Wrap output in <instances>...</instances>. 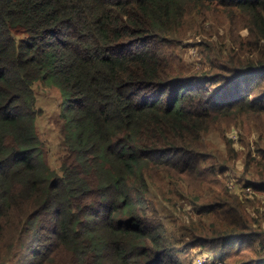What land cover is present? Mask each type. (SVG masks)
<instances>
[{
    "label": "trees",
    "instance_id": "trees-1",
    "mask_svg": "<svg viewBox=\"0 0 264 264\" xmlns=\"http://www.w3.org/2000/svg\"><path fill=\"white\" fill-rule=\"evenodd\" d=\"M207 13L264 43V0H0L1 261L16 250L18 264H181L147 199L153 174L205 200L214 241L249 228L218 216L231 195L204 137L221 120L256 133L245 173L264 190V51L226 60L210 90L160 51ZM35 82L62 98L56 166L36 132Z\"/></svg>",
    "mask_w": 264,
    "mask_h": 264
},
{
    "label": "rangeland",
    "instance_id": "rangeland-1",
    "mask_svg": "<svg viewBox=\"0 0 264 264\" xmlns=\"http://www.w3.org/2000/svg\"><path fill=\"white\" fill-rule=\"evenodd\" d=\"M209 15L207 13L201 22L195 17L187 18L181 31L172 40L160 45L162 55L172 62L178 73L181 70L184 80H194V85L206 90H210L212 85L217 86L214 82L222 68L229 66L226 60L241 62L264 58H260L264 51L262 41L249 37L246 29L238 30L236 22L225 21L221 18L222 14ZM234 39L237 42L235 45ZM211 45L213 51H209ZM247 51H252V54L245 55ZM209 79H212L211 82L207 81ZM33 91L36 108L41 111L36 120V132L50 165L56 166L62 98L57 89L40 82L34 83ZM214 124L205 133L204 140L210 151L215 153V162L220 161L226 168L223 174L217 173L215 177L227 186L231 195L224 200L225 208L231 212L220 211L218 216L228 222L246 224L249 228L236 238L221 243L214 241L209 233L216 228L215 217L209 216L205 200L196 199L193 193L189 194V190L176 196L168 193L170 185L166 184L167 180L157 184L159 176L153 174L154 170L151 173L155 182L150 185L147 199L164 225L167 245L181 264H259L258 261L264 259V190H253L251 179L245 173L246 162L255 157L261 147L258 135L254 132L247 134L245 128L233 122L221 120ZM208 163L210 159L204 160L201 166L207 167ZM189 183L194 185L195 181L189 179ZM151 214L147 211L148 216ZM243 218L247 220L243 221ZM18 255L13 250L8 254L9 259L0 260V264H18V258H21Z\"/></svg>",
    "mask_w": 264,
    "mask_h": 264
}]
</instances>
